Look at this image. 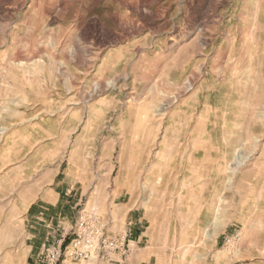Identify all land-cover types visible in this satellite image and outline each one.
<instances>
[{"label": "rangeland", "instance_id": "374dc122", "mask_svg": "<svg viewBox=\"0 0 264 264\" xmlns=\"http://www.w3.org/2000/svg\"><path fill=\"white\" fill-rule=\"evenodd\" d=\"M0 126V264H264V0H0Z\"/></svg>", "mask_w": 264, "mask_h": 264}, {"label": "built area", "instance_id": "2783aa9c", "mask_svg": "<svg viewBox=\"0 0 264 264\" xmlns=\"http://www.w3.org/2000/svg\"><path fill=\"white\" fill-rule=\"evenodd\" d=\"M104 222L99 221L93 217H81L78 221L75 239L65 248L63 255L65 261H84L89 260L95 255L99 254L98 248L106 242L104 239ZM62 254L57 251L53 256L51 264L55 261H60Z\"/></svg>", "mask_w": 264, "mask_h": 264}, {"label": "crops", "instance_id": "0c3cea01", "mask_svg": "<svg viewBox=\"0 0 264 264\" xmlns=\"http://www.w3.org/2000/svg\"><path fill=\"white\" fill-rule=\"evenodd\" d=\"M58 178H60V175ZM61 185H64V186L60 187V189L62 188V191H60V193L58 194L59 197L67 194L64 191L65 189L66 190L69 189V187H67L68 185H66L64 180L63 182H59L57 186L59 187ZM60 199L58 198L55 203H51V204H44L41 201H39L38 203L32 204L28 208V217H30V219L33 220L32 222H34V224H36L39 227H42V226L39 225V223H37L34 220L40 219V216H43V215L48 216L49 213L53 214L54 216L66 217V219L69 217H72V214L74 213V207H71L65 199H63V201H60ZM71 219H74V218H71Z\"/></svg>", "mask_w": 264, "mask_h": 264}, {"label": "bare ground", "instance_id": "6f19581e", "mask_svg": "<svg viewBox=\"0 0 264 264\" xmlns=\"http://www.w3.org/2000/svg\"><path fill=\"white\" fill-rule=\"evenodd\" d=\"M157 1H160V0H157ZM129 9L135 10V8H132V7H129ZM160 111H162V109ZM5 132H6V129L4 127L0 126V136L4 135Z\"/></svg>", "mask_w": 264, "mask_h": 264}]
</instances>
